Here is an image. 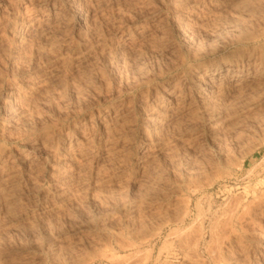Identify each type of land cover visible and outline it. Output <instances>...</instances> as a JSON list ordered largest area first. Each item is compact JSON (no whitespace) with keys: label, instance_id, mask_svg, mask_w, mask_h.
Masks as SVG:
<instances>
[{"label":"rangeland","instance_id":"obj_1","mask_svg":"<svg viewBox=\"0 0 264 264\" xmlns=\"http://www.w3.org/2000/svg\"><path fill=\"white\" fill-rule=\"evenodd\" d=\"M53 1L0 0V46L5 48L0 50V139H13L7 148L14 150L15 179L23 184L17 192L22 195L16 196L19 206L12 213L0 212V264H66L105 252L104 244L115 246V234H128L144 220L152 225V234L165 229L145 242L139 257L151 255L160 264H198L180 247V235L186 232L191 246L200 235L204 238L200 262L218 264L222 254L229 264H250L252 259L264 264V75L232 101L216 92L221 90L215 89L214 97L200 86L201 92L189 94L201 99L189 101L193 115L185 111L168 118L171 124L165 119L150 128L144 117L150 90L164 89L171 77H188L197 66L234 61L247 71L249 60L256 59V66L264 68V0H90L91 22L76 31L71 20L67 42L59 40L53 55L39 44L38 26L19 31L17 48L24 47L18 54L7 46L21 17L40 18ZM137 29L140 34L129 46L122 36ZM44 72L50 78L36 87L43 95L36 89L28 92V80L35 82ZM149 77L150 85H139ZM19 89L28 95H16ZM9 94L19 99L12 101ZM221 95L228 97L219 99ZM103 113L113 122L109 137L99 128ZM58 132L89 143L91 154L60 167L42 158L35 171L39 184H27L19 160L29 153L34 161L36 143ZM195 181L198 193L188 190ZM187 210L184 223L175 224ZM233 214L236 229L228 223Z\"/></svg>","mask_w":264,"mask_h":264},{"label":"bare ground","instance_id":"obj_2","mask_svg":"<svg viewBox=\"0 0 264 264\" xmlns=\"http://www.w3.org/2000/svg\"><path fill=\"white\" fill-rule=\"evenodd\" d=\"M107 1V0H105ZM104 1V2H105ZM89 2L90 0H54L52 4L49 5V8L48 10H45L43 12V16L40 18L39 17H33L32 19H28V20H25V19H22V17L20 18L21 20L19 22H17L14 26V34L12 36V38L8 41L9 45H7L4 41V44H6L7 46H9L10 48H15V51L20 49V46L22 47V44L19 46V48H17V37L19 36V31L20 30H23L26 28V31L28 28H33V27H36L38 26V28L40 29L38 31L39 33V44L42 45V48L45 50L46 54L49 52L52 54L55 52V49L57 47V43L59 42V40L61 41V39H63V45L65 44V37L67 36V29H69L68 25L74 20V22H76L75 24V28L72 29V30H76V31H81L83 27L86 28V26L89 24V20H91L92 16L90 17V14L89 13V8H90V5H89ZM91 9V8H90ZM46 11H48L46 13ZM92 12V11H91ZM41 13V12H40ZM46 13V14H45ZM38 15H41L39 14L38 12ZM37 15V16H38ZM36 16V15H34ZM24 18V17H23ZM31 18V17H30ZM72 20V21H71ZM18 21V20H17ZM73 24V23H72ZM68 27V28H67ZM264 27V26H263ZM88 28V27H87ZM141 29H143V26H141ZM32 30V29H31ZM84 30V29H83ZM144 30V29H143ZM142 30V31H143ZM260 30V29H259ZM25 31V30H24ZM136 33H129L128 34H124L125 36H122L124 38V40L128 41V45L130 44V42H133L136 40V37L135 36H139L140 34V31L137 29L135 30ZM139 31V32H138ZM258 31V30H257ZM29 32V31H28ZM37 32V31H36ZM145 32V31H144ZM259 33V32H258ZM21 34V33H20ZM142 34V33H141ZM144 34V33H143ZM142 34V35H143ZM36 35V34H35ZM140 35V36H142ZM144 35H147L146 33ZM260 35V34H259ZM248 36H250V34H248ZM254 36H256L254 34ZM37 37V36H36ZM35 37V38H36ZM122 37H120V39H122ZM148 37V36H146ZM69 38V37H68ZM20 39V38H19ZM26 39V38H25ZM119 39V40H120ZM148 39V38H146ZM8 40V39H7ZM24 40V39H22ZM28 41H30L29 39H27ZM26 40V41H27ZM37 40V39H36ZM35 40V41H36ZM35 41L33 43H35ZM38 41V40H37ZM150 41V40H149ZM151 41H152V38H151ZM2 42V41H1ZM67 42V41H66ZM69 42H70V39H69ZM120 42H122L120 40ZM136 42V41H135ZM134 42V44H135ZM25 43V42H24ZM28 43V42H27ZM60 43V42H59ZM79 43V42H78ZM124 44V41L122 42ZM30 44V42H29ZM62 44V43H61ZM67 44V43H66ZM3 45V43H2ZM19 45V43H18ZM132 45V44H131ZM34 46V45H33ZM62 46V45H61ZM68 46H69V43H68ZM68 46L66 47H63L64 49L68 48ZM126 46H127V43H126ZM130 46V45H129ZM0 50L4 48V45L3 46H0ZM24 47V46H23ZM22 47V48H23ZM37 47V46H36ZM257 47V46H256ZM34 48V47H33ZM39 49V47H37ZM262 48V47H261ZM5 49V48H4ZM36 49V48H35ZM264 49V48H263ZM14 50V49H13ZM23 54H24V51L23 49H21ZM41 50V48L39 49ZM62 50V48H61ZM60 49L58 51H61ZM69 50V49H68ZM66 50V51H68ZM130 50V53L132 54L133 53V50L131 52V49ZM252 50V49H251ZM259 50V49H258ZM3 51V50H2ZM20 51V50H19ZM36 51V50H35ZM57 51V50H56ZM125 51V50H124ZM136 51V50H135ZM192 51V50H191ZM254 51V50H253ZM1 52V51H0ZM9 52V50H8ZM21 52V51H20ZM40 52V51H39ZM43 51H41L42 53ZM64 52V51H63ZM63 52H58L59 56H61L63 54ZM201 52V51H200ZM204 52V51H203ZM3 53V52H2ZM17 53V51H16ZM15 53V54H16ZM65 53V52H64ZM129 53V54H130ZM138 53V51H137ZM191 53V52H190ZM195 53V52H194ZM13 53V55H15ZM18 54V53H17ZM36 54H39V53H36ZM130 54V55H131ZM134 54V53H133ZM132 56H134L135 54ZM139 54V53H138ZM137 54V55H138ZM200 54V53H199ZM242 54V53H241ZM252 54V53H251ZM263 54V53H262ZM50 55V54H49ZM53 55V54H52ZM57 55V56H58ZM17 55H15L16 57ZM19 56V55H18ZM41 56V54H40ZM44 56V55H43ZM55 56V55H54ZM193 56V54L191 55ZM260 56V55H259ZM21 57V55L19 56V58ZM47 57V56H46ZM52 57V56H51ZM263 57V56H262ZM9 58V56H8ZM12 58V57H11ZM10 58V59H11ZM14 58V57H13ZM22 58V57H21ZM45 58V57H44ZM49 58V57H48ZM223 58V57H222ZM23 60L25 58H22ZM27 59V58H26ZM8 60V59H7ZM14 60V59H12ZM181 60V59H180ZM226 60V59H225ZM229 60V59H228ZM227 60V61H228ZM256 60V59H254ZM254 60H249L250 64H249V68H247V71H243V69L241 70L239 67H237V65H235L236 63H233L229 62L230 64H227V63H221L218 65L215 63V64H211V65H206V66H202V67H198V69L196 70H192V71H189V75H187L188 77L186 76H182L181 74L178 75L179 77L177 78H170L166 83H165V86H164V89L162 90H158V89H154V90H150L149 91V96L146 98V107H145V121L147 124H149L150 126V123L152 124V126L156 123H162L161 121H166V120H169V124H171V121L170 119H174L175 117H180V116H183V113L186 111L189 110L188 112V117H189V114H192L193 115V112H192V105H190L189 101L193 98H196L198 99L196 96L194 97L193 96H189V94L192 92V91H199L198 88L200 86H204L206 87V89H211L212 91V94L211 96L215 94V91L216 90H221V91H216V92H224L226 93L227 95H229V100L232 101L231 98H235L237 95H241V92L244 90V89H247L249 87L252 88V86L254 84L257 83V80H258V77L259 74L260 76H263L264 75V68L261 66H256V62L257 61H254ZM27 61V60H25ZM183 61V60H182ZM181 61V62H182ZM232 61V59H231ZM14 62V61H13ZM12 62V63H13ZM19 62V61H18ZM189 62V61H188ZM224 62V61H223ZM23 63V62H22ZM19 64H21L19 62ZM179 64V62H178ZM181 64V63H180ZM176 64L177 68L180 66ZM200 64V63H199ZM203 64V63H202ZM264 64V63H262ZM12 65V64H11ZM216 65V66H214ZM244 65V64H243ZM259 65V64H258ZM201 66V65H200ZM174 68V66H172ZM171 67V68H172ZM187 67V66H186ZM244 67V66H243ZM169 68V69H171ZM172 68V69H173ZM196 68V67H195ZM192 69V68H191ZM246 70V69H245ZM183 71V70H182ZM52 72V71H51ZM167 72V71H166ZM164 72V73H166ZM45 73V72H44ZM50 73V72H49ZM48 72L45 73L46 75H40L37 79L39 80H35V82L31 83V79L28 80V82L26 83L27 84V88L26 90L28 92H33L36 87L39 86V84L43 85L44 83L47 82V79L50 78V74ZM56 73V72H55ZM40 74V73H39ZM158 74V73H157ZM50 75V76H49ZM57 75H59L58 73L56 74V77ZM185 75V74H184ZM43 76H46L45 78ZM37 77V75H36ZM43 77V78H41ZM61 77V76H59ZM262 78V77H261ZM260 78V79H261ZM56 80V79H54ZM57 80H58V77H57ZM31 81V82H29ZM49 81V80H48ZM3 82V81H2ZM0 82V83H2ZM7 82V81H6ZM50 82V81H49ZM138 82V81H137ZM152 82V79H150V77L148 79H141L140 80V84L141 86H145V85H150ZM28 83L31 85H28ZM54 83V82H53ZM52 83V84H53ZM50 84V83H49ZM10 85V84H9ZM136 85V84H135ZM258 85V84H257ZM7 86H8V83H7ZM31 86V87H30ZM48 86V84H47ZM51 86V85H50ZM152 86V85H151ZM149 86V87H151ZM29 87V88H28ZM153 87V86H152ZM15 88V87H14ZM13 88V89H14ZM18 88V87H17ZM22 88V87H21ZM40 88V87H39ZM50 88V87H49ZM203 88V87H202ZM11 89V88H9ZM152 89V88H151ZM216 89V90H215ZM16 90V89H15ZM23 90V89H22ZM39 91V89H36ZM47 90V89H46ZM49 90V89H48ZM201 90V89H200ZM261 90V89H260ZM25 91V89H24ZM254 91V90H253ZM15 92V91H14ZM28 92H22L20 91V89L15 92L16 95L20 96V95H28ZM40 92V91H39ZM38 94L42 92H40ZM46 92V91H45ZM201 92V91H199ZM198 92V93H199ZM203 92H206V91H203ZM202 92V93H203ZM252 92V90H251ZM258 92V91H257ZM24 93V94H22ZM34 93V92H33ZM37 93V92H36ZM44 93V92H43ZM48 93V92H46ZM50 93V91H49ZM244 93V92H243ZM260 93V92H259ZM13 94V92H12ZM35 94V93H34ZM193 94V93H192ZM210 94V93H209ZM208 94V95H209ZM219 95V93H217ZM250 94V93H249ZM254 94V93H253ZM258 94V93H257ZM202 95V94H201ZM224 95V94H223ZM223 95L221 96H217L218 98L219 97H222ZM242 95H245V94H242ZM252 95V94H250ZM36 96V95H35ZM205 96V95H203ZM211 96L209 97L211 99ZM225 96V95H224ZM246 96V95H245ZM256 96V95H254ZM258 96V95H257ZM12 97H14L13 95L10 96L9 94V98L12 99ZM29 97V96H28ZM32 97V96H30ZM39 97V96H38ZM215 97V96H214ZM228 97V96H227ZM226 97V98H227ZM243 97V96H242ZM250 97V96H249ZM34 98V97H33ZM204 98H208L207 97H203L202 100H204ZM224 97H222L221 99H223ZM224 98V100L226 99ZM239 98V97H238ZM246 98V97H245ZM19 99V98H17ZM17 99L13 98V100H16ZM29 99V98H28ZM200 99V98H199ZM214 99V98H213ZM216 99V98H215ZM220 99V98H219ZM218 99V100H219ZM244 99V98H243ZM248 99V98H247ZM246 99V100H247ZM26 100V99H25ZM30 100H32V98H30ZM201 100V99H200ZM209 100V99H208ZM216 99V101H218ZM224 100H221V101H224ZM249 100V99H248ZM27 101V100H26ZM212 101V100H210ZM220 101V100H219ZM218 101V102H219ZM239 101H240V98H239ZM245 101V99H244ZM243 101V102H244ZM5 102V101H4ZM11 102V101H9ZM201 103V101H199ZM235 102V100H234ZM232 102V103H234ZM203 103V102H202ZM207 103V102H206ZM210 103V102H209ZM227 103V102H226ZM239 103V102H238ZM241 103V101H240ZM6 104V103H5ZM13 104V103H12ZM15 104V102H14ZM13 104V105H14ZM18 104V103H17ZM230 104V102H229ZM11 105V103H10ZM9 105V106H10ZM202 105V104H200ZM205 106V105H204ZM207 106V105H206ZM235 106V105H234ZM11 107V106H10ZM17 107V106H14V108ZM229 107V105H228ZM13 108V109H14ZM18 108V107H17ZM194 108V107H193ZM202 108L203 105H202ZM20 110V108H18ZM187 109V110H186ZM17 112V111H16ZM144 112V111H143ZM195 112V110H194ZM24 113V112H23ZM14 114V113H13ZM19 114V113H18ZM196 114V113H195ZM194 114V115H195ZM103 116H101V120H100V130L102 132V134L104 136H107L108 137L110 136L109 133H112L113 132V127L111 128V119L109 117V115L107 114H102ZM115 115V114H114ZM113 115V116H114ZM120 116V114H118ZM118 117V116H116ZM115 117V119H116ZM172 117V118H171ZM187 117V118H188ZM191 117V115H190ZM124 117H122L121 115V118L120 120L116 119L117 122L121 121ZM170 118V119H168ZM114 119V118H113ZM112 119V120H113ZM166 119V120H165ZM178 119V118H177ZM191 119V118H190ZM195 118H193L192 120H194ZM187 120V119H186ZM191 120V121H192ZM116 122V121H115ZM114 122V123H115ZM194 122V121H193ZM113 123V122H112ZM145 123V124H146ZM189 123V122H188ZM118 124V123H117ZM161 124V125H162ZM168 124V123H166ZM115 125V124H114ZM113 125V126H114ZM77 126V125H75ZM116 126V125H115ZM159 126V125H158ZM81 127V126H80ZM155 127V126H154ZM56 128V127H55ZM75 128V127H74ZM77 128V127H76ZM116 128V127H114ZM151 128V126H150ZM43 129V128H42ZM54 129V128H53ZM78 129V128H77ZM77 129H74V130H77ZM78 131V130H77ZM52 132V131H51ZM47 133V131H46ZM57 133V131H56ZM60 133V132H58ZM6 134V133H5ZM42 134V133H41ZM45 134V133H44ZM54 134V132H53ZM63 134V133H62ZM61 133L60 134H56V135H52L47 138L44 142H40V143H36V147L34 146L33 149L34 151L36 152H33L35 153V156L36 158H33V160H31V158L29 159V153L25 154V157H22L21 160H19V163L22 162L24 164V168H25V174L24 176L26 177L24 179V181L28 184L29 182H34L36 184H39V177L36 175V174H39V172H35L38 168L37 166H39V162L42 158H46V161L44 162H52L54 164V166L56 167H60L61 164L64 163V166L65 165H68L70 164L69 162H72V164L74 165V162L75 160L74 159H78L79 157H85L87 156L91 151H89V143H84L83 139L80 141L78 138H71L69 137L70 136V133L69 134H66V135H62ZM2 135V134H1ZM4 135V134H3ZM40 135V133H39ZM43 135V134H42ZM49 135V134H47ZM13 136V135H12ZM4 137H6L4 135ZM9 137V135H8ZM11 137V136H10ZM9 137V138H10ZM1 138V137H0ZM7 138V137H6ZM8 138V139H9ZM13 140V139H12ZM11 139L7 140L5 138L3 139H0V212H11V210L14 208L15 209V206H19L18 201L17 202V197L19 195H22V194H18L17 195V192L19 189H21V187H19L20 184L22 183H19L18 181H21L22 180H17L15 179V176H16V173L17 171H15L13 168L14 164L16 163V157L13 153V151L10 149V148H7V144L8 143H11L12 142ZM16 140V139H15ZM42 140V139H40ZM39 141V140H38ZM83 141V142H82ZM3 142V143H2ZM32 148V147H31ZM91 154V153H90ZM89 156V155H88ZM20 157V156H18ZM17 157V158H18ZM31 157V156H30ZM37 162H36V161ZM21 163V164H22ZM44 164V163H43ZM51 164V163H50ZM71 164V165H72ZM76 164V163H75ZM52 165V164H51ZM49 167V165H48ZM37 168V169H36ZM64 168V167H62ZM61 168V169H62ZM50 169V168H49ZM53 170V168H51ZM58 169V168H57ZM40 170V169H38ZM45 170V169H44ZM62 170H65L62 169ZM213 171V169H210ZM215 170V169H214ZM55 171V169L53 170ZM209 171V170H208ZM216 171V170H215ZM56 172V171H55ZM59 171H57L58 173ZM64 172V171H63ZM207 172V171H205ZM54 173V172H53ZM52 173V178L54 180H58V175L54 176V174ZM212 173V172H211ZM210 173V174H211ZM208 174V173H207ZM61 174H59L60 176ZM205 175V174H204ZM63 176V175H62ZM23 177V176H22ZM206 177V176H205ZM203 177V179L205 178ZM208 177V175H207ZM61 178V177H60ZM201 178V177H200ZM217 178V177H216ZM195 179V178H194ZM199 179V177L197 178ZM211 179V178H209ZM31 180V181H30ZM191 180V179H190ZM196 180V179H195ZM200 180V179H199ZM208 180V179H206ZM201 181V180H200ZM205 181V179H204ZM210 181V180H209ZM208 181V182H209ZM59 183V182H58ZM202 183V181H201ZM204 183V182H203ZM208 184V183H206ZM25 185V184H24ZM189 185V184H188ZM188 185H187V188H188ZM202 185V184H201ZM21 186V185H20ZM23 186V184H22ZM26 186V185H25ZM29 187V185H27ZM31 186V185H30ZM33 186H35L33 184ZM40 186V185H39ZM38 187V186H37ZM24 189V188H23ZM193 189V193H196L199 189H200V186L197 185V182L195 181V183H191L189 185V191ZM22 192V191H21ZM192 192V191H191ZM20 193V192H19ZM24 193V192H23ZM198 193V192H197ZM17 196V197H16ZM10 199L12 201H10ZM188 199V198H187ZM21 200V199H20ZM191 201V200H190ZM187 203V202H186ZM190 205V204H189ZM189 205H188V208H189ZM16 206V207H17ZM17 209V208H16ZM185 211V209H183ZM12 213V212H11ZM188 210L186 212L183 213L182 217L181 218H178L177 220H175V218L173 220L174 223H184L185 221V218L187 217L188 215ZM3 215V214H2ZM178 215V214H177ZM181 216V215H180ZM246 216V215H245ZM178 217V216H177ZM176 217V218H177ZM6 218V217H5ZM172 218V217H170ZM189 218V217H188ZM200 218V217H199ZM235 214H233V216H231L230 220L228 223L231 224L232 227H236L234 225L235 223ZM238 218V217H237ZM164 219V218H163ZM162 219V220H163ZM168 219V218H166ZM201 219V218H200ZM242 220V219H241ZM241 220L239 221L241 224ZM147 221V220H146ZM167 221V220H166ZM162 222V221H161ZM164 222V221H163ZM203 222V221H202ZM166 224L164 225H169L171 222H165ZM175 223V224H176ZM186 223V222H185ZM161 224V223H160ZM201 224V223H200ZM229 224V225H230ZM238 224V223H237ZM155 225V223H154ZM149 226H152L150 225L149 223H145V220H144V223H142L141 226H139V228L137 227L136 229H133L132 231H129L128 234H124L122 232L121 233H117L115 235H117L116 239L117 241H115V246L112 244V242L108 243L110 244L108 246V244H104L103 247H105L104 251L105 252H100V251H96V252H91L89 253L87 256L85 257H78L76 259H73L71 260V262L69 263H66V264H98L99 263V259L101 260H105L107 261L108 263L110 264H154V263H158L159 262V259L157 258V260H153L152 259V256L148 255V257H145V258H142V257H139L138 255H141V252H140V249L142 248V246H144L145 242H149V240L151 239H156V237H159L162 233V230L165 229V227L163 228V226L158 230L159 233H150L149 231ZM159 226V224L157 225ZM203 226V225H202ZM230 226V228H231ZM238 226V225H237ZM241 226V225H240ZM121 229V228H120ZM151 229V227H150ZM154 229V228H152ZM156 229V228H155ZM158 229V228H157ZM203 229V228H202ZM201 229V230H202ZM236 229V228H235ZM240 229V228H239ZM149 230V231H148ZM185 230V229H184ZM188 230V229H187ZM116 231V230H114ZM149 233H148V232ZM154 232H156L155 230H153ZM151 231V232H153ZM177 231V230H176ZM179 231V230H178ZM213 231V230H212ZM234 231V230H232ZM238 231V230H236ZM241 231V230H240ZM239 231V233H240ZM171 232V231H170ZM169 232V233H170ZM175 230L173 231V234H171L172 236L173 235H176V232ZM214 232V231H213ZM113 233V232H112ZM215 233V232H214ZM235 233V232H234ZM237 233V232H236ZM235 233V234H236ZM239 233L238 236H239ZM124 234V235H123ZM241 234V233H240ZM170 235V236H171ZM212 235V234H211ZM232 235V234H231ZM111 236V235H110ZM179 236V234H178ZM189 236V233L187 234L186 232L183 234L180 235V238H179V242H180V247L182 248V251H185L187 254H189V256H191V258L193 257L194 260H198V264L199 263H202L204 262V259L202 262L199 261L200 259V255L198 253V249L200 248V245L202 242H204V238L202 235L199 236V238L195 241L194 239L192 240L195 241V243L192 244V246L190 245V242L189 240L187 239ZM213 236V235H212ZM215 236V235H214ZM230 236V235H229ZM238 236L236 238H238ZM112 237V236H111ZM168 237V236H167ZM190 237V236H189ZM198 237V236H197ZM241 237V236H240ZM114 238V237H113ZM229 238V237H228ZM232 238V237H231ZM110 239V238H109ZM127 239V240H125ZM110 241V240H109ZM228 241V240H227ZM108 242V241H107ZM147 242V243H148ZM105 243V242H104ZM229 243V241H228ZM102 245V244H101ZM153 246V245H152ZM100 247V246H99ZM155 247V246H154ZM150 248V247H149ZM102 249V246L101 248ZM180 249V248H179ZM149 250V249H147ZM93 251V250H92ZM221 251V250H220ZM137 252H140V254H137ZM144 253V252H142ZM221 253V252H220ZM255 253V252H254ZM253 253V255H254ZM124 254V255H123ZM151 254V253H150ZM185 254V253H184ZM201 254V253H200ZM218 254V253H217ZM252 254V253H251ZM219 255V254H218ZM217 255V256H218ZM225 255V254H224ZM249 255V254H248ZM144 256V255H143ZM212 256V255H210ZM252 256V255H251ZM227 257V256H226ZM249 257V256H248ZM216 258V257H215ZM222 254H220L215 260L217 261L218 264H227L228 261H226V259L222 260ZM251 258V257H250ZM193 259H190L189 257V260H193ZM202 259V258H201ZM200 259V260H201ZM188 259L184 260L185 262L187 261ZM206 261V260H205ZM231 261V260H230ZM229 261V263H230ZM102 262V261H101ZM232 262V261H231ZM243 262V261H242ZM250 262V261H249ZM248 262V263H249ZM166 263V262H165ZM191 263V262H190ZM195 263H197V261H195ZM206 263V262H204ZM228 263V264H229ZM246 263V262H244ZM106 264V263H105ZM160 264V263H158ZM185 264V263H183ZM189 264V263H188ZM193 264V263H192ZM207 264V263H206ZM209 264V263H208ZM232 264V263H231ZM241 264V263H240ZM243 264V263H242ZM250 264H263V262H261L260 260H257V259H252L251 263Z\"/></svg>","mask_w":264,"mask_h":264}]
</instances>
